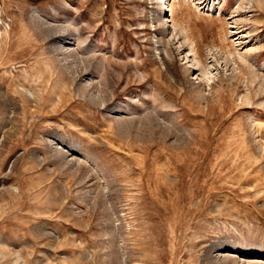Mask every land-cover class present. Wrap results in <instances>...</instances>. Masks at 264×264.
Wrapping results in <instances>:
<instances>
[{
  "label": "rangeland",
  "instance_id": "1",
  "mask_svg": "<svg viewBox=\"0 0 264 264\" xmlns=\"http://www.w3.org/2000/svg\"><path fill=\"white\" fill-rule=\"evenodd\" d=\"M0 264H264V0H0Z\"/></svg>",
  "mask_w": 264,
  "mask_h": 264
},
{
  "label": "bare ground",
  "instance_id": "2",
  "mask_svg": "<svg viewBox=\"0 0 264 264\" xmlns=\"http://www.w3.org/2000/svg\"><path fill=\"white\" fill-rule=\"evenodd\" d=\"M72 38L74 40H77V46L78 47H83V45L86 44V38H80V28L77 25H73L72 27ZM87 45V44H86ZM85 49V48H84ZM78 51V50H77ZM87 84V83H86Z\"/></svg>",
  "mask_w": 264,
  "mask_h": 264
}]
</instances>
